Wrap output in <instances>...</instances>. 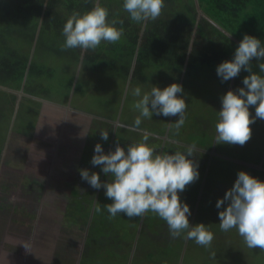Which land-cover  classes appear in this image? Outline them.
<instances>
[{
    "label": "rangeland",
    "instance_id": "obj_1",
    "mask_svg": "<svg viewBox=\"0 0 264 264\" xmlns=\"http://www.w3.org/2000/svg\"><path fill=\"white\" fill-rule=\"evenodd\" d=\"M222 40L225 47L234 57L235 49L239 45L236 36H223ZM10 42L13 41L8 36H0V51H3ZM13 43L16 44V42ZM216 68L217 66L200 65L197 72H160L154 76L153 80L151 77L148 83H136L134 87H132L133 84H130V86L123 88V102H121L122 94H119L120 105L122 104L120 111L125 112L123 103L133 107L134 101L138 99L132 95V90L137 86L141 87L143 93L150 91L154 85L163 89L171 83H179L184 91L183 93H178V95H183L184 98L188 97V99L191 98L190 95H195L194 97L198 98L196 99L198 105L193 110L191 108L187 110L190 113L189 124L193 123V127L196 130L195 135L190 129L189 135L199 141L209 140V136L211 137V142H208L205 146L201 145L198 147L196 155L192 157L198 164V180L186 186V189L179 193L181 201L187 203L190 207L191 215L188 217L190 224L204 223L213 232L214 240L211 247L205 248L198 245L194 240L186 239V233L181 234L180 237L172 238L167 223L156 214L148 212L145 215V223L150 227L151 231L144 232L142 240L139 241L137 258L149 259V264H152V261L156 262V264H164L165 262H167L166 264H264V250L259 248L249 249L236 229L224 232L219 227L218 213L221 209L216 207V202L224 196L226 190L232 187L238 172L244 170L250 175L264 180V172L261 171L264 170V140H262L264 139V128L260 129L259 134H257V131H252L250 140L243 146L226 143L213 146L216 144L214 143L216 136L215 125L218 121V111L222 107L221 97L226 93V89L221 84V79L217 76ZM252 71L259 72L258 62L255 59L252 61ZM147 74L149 76L148 71ZM245 74L249 75L247 71ZM260 74L264 75V73ZM185 89H190V95ZM202 93L204 96L199 97ZM17 96L19 99V95ZM134 115L138 116L139 112L133 107L124 122H120L119 127L110 125L107 127L108 137L110 136L109 144L114 143L115 147L117 143L121 145L119 139L124 137L128 144L121 146L126 148L129 144L137 143L136 140L141 136L142 132L144 135L151 132L153 126H161L163 129L166 126L164 123L158 121L148 122L147 118H142V123L135 127L134 121L136 118ZM77 127L75 125V130ZM151 127L152 130L150 131ZM251 129L254 130L255 128L252 127ZM174 132L180 138L189 139L184 133L180 132V129L178 132L177 130H174ZM115 134L117 135L116 143L113 142ZM168 134L166 137H168ZM142 137L139 141H141ZM148 142L157 152L172 153L169 150L170 145H168L166 151L164 145L161 148H156L154 146V138L151 136H149ZM183 142L189 144V141ZM12 147L13 144L9 150H12ZM175 151L184 152L186 148L179 146ZM207 152L211 155H206ZM251 152L254 153V156L249 157ZM11 153L13 154L14 151H11ZM73 153L72 155L59 156L60 160L70 161L73 159V163L56 166V171L53 173L45 198L46 205L56 207V210L44 209L40 222L37 223L38 226L36 225V227L39 230L47 229L46 233L51 241L45 242L56 245L63 255H67L71 250L68 249V246L75 244V229H79V226L88 220L91 228L89 231L86 230V233L92 240L96 229L102 227V220H104L107 222V229H127L132 232L131 239L125 236L120 240L122 248L129 249L130 246L134 245L135 234L138 233L141 218L135 217L136 220L130 221L131 219L123 214L109 218L105 204L112 201L106 197L104 188L94 189L87 181L81 179L80 171L77 170L79 168L77 163L82 159L83 163H85L83 169L97 173L101 171L100 179L102 182L109 180L110 177L106 176L98 166H94L91 163L94 154L87 155L83 151L82 155H80L81 151H74ZM77 153L79 158L75 159ZM15 157L18 159L19 166H22V157L31 161L30 163L34 165L33 160L36 155L33 153L23 154L20 150ZM236 160H239V162ZM5 168L7 169L8 167L5 166ZM19 170L22 171V168H19ZM255 170L260 171L257 172ZM14 178L15 182L10 188L11 195H9L7 189L4 190L5 194H0V260L4 258L3 255L1 257L2 252L6 251L10 256L9 259H12L11 256L13 255L25 256V259L38 260L37 264H41V260L50 259L48 258L51 252V250H48L50 245H47L46 250H41L42 253L39 252L38 248L32 247L34 233L31 232L32 228L30 230L28 228L31 220H35L36 224L38 219V213L37 215L35 214V206L32 204L31 198L34 192L38 193L40 186L32 182V170L30 168H26L22 173L15 175ZM82 184L84 186L79 187ZM85 185H87L88 189L85 188ZM92 195H95V200ZM65 196H70V199L67 200ZM92 199L93 202L91 201ZM97 206L101 208V211H95ZM36 212L39 211L37 210ZM18 222L19 224L17 225L16 223ZM35 233L36 244H38V241L41 244L47 238L40 235L42 233L40 231ZM27 240L30 241V244L26 243ZM118 241V239L111 240L110 238L104 243V246H98L96 252L89 257L94 259L89 264H107V261L116 254V251L112 250L120 248L118 247L119 243L117 245ZM22 242L26 243L31 251H27ZM45 242L43 247H45ZM91 245L92 243L89 246ZM182 248L184 250L181 255ZM187 248L190 252H186ZM52 254L54 255L55 253ZM81 257L82 255H77L76 259H81ZM52 259H54L53 264H59L56 256ZM84 264L88 263L85 262Z\"/></svg>",
    "mask_w": 264,
    "mask_h": 264
},
{
    "label": "clouds",
    "instance_id": "obj_2",
    "mask_svg": "<svg viewBox=\"0 0 264 264\" xmlns=\"http://www.w3.org/2000/svg\"><path fill=\"white\" fill-rule=\"evenodd\" d=\"M164 6V0H123V9L137 23L156 20ZM108 17L109 9L100 0H94L93 7L83 13L73 10L62 29L65 37L62 49L87 51L95 50L102 41L118 42L123 28L116 25H122L123 21H109ZM262 58L264 43L253 35L245 34L235 49L233 59L218 64L216 73L222 82L237 77L241 70L249 75L243 79L244 87L235 91L229 89L221 97L214 143L243 146L251 138L250 125L257 118L264 120V75L260 74L264 73ZM253 59L258 62L259 72L252 71ZM183 91L182 85L175 82L163 89L154 85L143 93L141 87L134 88L132 95L138 99L133 107L139 112L134 126L138 127L142 118L151 119L153 114L171 116L178 117L172 125L178 132L186 119L187 102L183 95H178ZM249 106H255L254 117ZM101 139H108V131L101 130ZM148 140L149 134L145 133L140 142L126 148L117 143L115 150L108 153L97 143L91 163L100 166L110 179L102 182L97 172L80 169L81 179L94 189H105L106 197L112 201L105 204L109 218L118 214L142 218L152 212L167 223L172 238L186 233V239L210 248L213 232L204 223L190 224V207L179 196L186 186L199 178L198 164L192 159L197 150L194 146H187L184 152H157L147 143ZM108 148L112 149V145L108 144ZM216 207L221 209L218 213L221 231L236 229L249 249L264 250V180L240 170L232 187L217 200ZM95 211L99 212L101 208L97 206ZM23 245L31 251L26 243Z\"/></svg>",
    "mask_w": 264,
    "mask_h": 264
},
{
    "label": "crops",
    "instance_id": "obj_3",
    "mask_svg": "<svg viewBox=\"0 0 264 264\" xmlns=\"http://www.w3.org/2000/svg\"><path fill=\"white\" fill-rule=\"evenodd\" d=\"M9 38L13 42H16V44L10 42L7 47L11 46L16 50L19 57L26 62L27 70L21 88L19 90L11 89V93L16 95V102L11 103L6 99H0V193L5 194L4 190L7 189L9 195H11L10 188L15 182L14 174L22 173L26 168L32 170L31 180L39 184L40 190L38 193L34 192L31 198L32 204L35 206V214L37 215L38 213L36 224L35 222L30 223L32 232L34 233L31 245L34 248H38L40 253L46 250L47 245H50L48 250H51L48 255L50 259L41 260V264H53L54 259L52 258L54 256L57 257L59 264H84L85 262L89 264L91 260H94L89 257L96 252L97 247L104 246V243L110 238L111 240L118 239L117 245L119 243L118 247L120 248L112 250L116 251V254L107 261V264H134V256L145 226V215L147 213L141 218L138 233L135 234L134 245L130 246L129 249H123L120 240L125 236L131 239L132 232L127 229H107V222L104 220H102L104 225L102 224V227L96 229L94 239L91 240L85 232L80 244L76 243V245L68 246V249L71 250L69 251L70 254L68 253L67 255H63L56 245L45 242L51 241L49 235L46 233L47 229L39 230L36 227L37 223L40 222L44 209L56 210V207L46 205L45 201L47 189L53 173L56 171V166L73 163V159L70 161L60 160V155H72L74 151H81L80 155L83 153L92 155L97 143L102 145L105 153L115 150L114 143L109 144L110 136L106 141L101 139V130L107 131L109 125L119 127L120 122H124V119L129 116L133 107L123 103L125 112L120 111L122 104L120 105L119 94H122L121 102H123V88L130 86V83L123 84L116 81L95 66L84 62L83 59H74L62 54L39 49L36 42L29 43L12 37ZM185 71L190 72L188 70H181L179 72ZM243 71L246 72L245 70ZM27 83L35 85L33 92L27 93L24 91ZM134 86L133 84L132 87ZM185 91L190 95V89H185ZM17 95H19V99ZM190 96V99L188 97L185 98L187 102L186 119L184 125L180 128V132L184 133L189 139L180 138L174 132L176 129L172 125L175 124V120L178 117H164L163 115L153 114V117L148 119V122L158 121L166 125L164 129L161 126H153V130L152 127L150 128V131H152L148 134L154 138V146L156 148H161L164 145L166 151L168 145H170L169 150L175 152L177 150L176 147L179 146L185 148L187 146H194L197 149L202 144L211 142L210 136V141L204 139V141L199 142L198 139H194V137L189 135L190 129L195 135L196 130L193 127V123L189 124L190 113L187 110L190 108L193 110L198 105L196 102L198 98H195V95ZM203 96L202 93L199 97ZM252 113L250 111L251 115ZM134 117L136 118L137 115H134ZM75 125L78 126L76 130ZM250 127L252 128V126ZM252 131H257V134H259L260 128H255ZM167 134L168 137H166ZM142 136L143 132L136 140L137 143L140 142L139 139ZM116 137L117 135L115 134L113 138V142L115 143ZM125 139L124 137L119 139V142L123 146L124 144H128ZM183 141H189V144H185ZM147 143L149 144L148 141ZM12 144V150H9ZM108 144L112 145V149L108 148ZM20 150L23 154L33 153L36 155V158L33 160L34 165L30 163L31 161L22 157V165L25 166L22 171L19 170L22 166H19L18 159L15 157L16 153ZM11 151H14V153L12 154ZM76 155L75 159H78V153ZM206 155L210 156L211 154L207 152ZM252 156H254L253 152L249 154V157ZM225 158L229 159L228 157ZM236 161L239 162V160ZM77 164L79 166L78 171L85 167L82 159ZM5 166L8 168L6 169ZM98 167L101 169L100 166ZM256 171L259 172L260 170ZM261 171L264 172V170ZM100 172L98 171L99 176ZM83 186L84 184L79 187ZM37 210L39 212H36ZM130 219L132 221L135 218ZM33 227L35 228L33 229ZM90 228L91 226L88 224L86 229L89 231ZM37 231L42 232L40 235L47 237L41 244H39V241L38 244L35 243L36 238L34 236ZM44 242L45 247H43ZM28 243L30 244L29 240ZM91 243L92 245L89 246ZM52 253L55 254L53 255ZM2 255L4 258H1L0 264H37L38 261L25 259V256L14 255L11 256L12 259H9L10 256L6 251L2 252L1 257ZM77 255H82L81 259H76ZM139 264H148V261L144 259Z\"/></svg>",
    "mask_w": 264,
    "mask_h": 264
},
{
    "label": "trees",
    "instance_id": "obj_4",
    "mask_svg": "<svg viewBox=\"0 0 264 264\" xmlns=\"http://www.w3.org/2000/svg\"><path fill=\"white\" fill-rule=\"evenodd\" d=\"M100 3L109 9V21H123L122 25H116L123 28V35L116 43L102 41L95 50H63L61 47L65 39L62 29L72 11L83 13L93 7L94 0H0V34L36 42L39 49L52 53L83 59L116 81L123 84L129 81L134 85L150 82L151 77L153 80L159 72H197L200 65L214 67L224 60L233 59L225 47L223 36H236L240 43L243 36L249 34L264 43V0H164L165 6L157 19L141 23L130 19L123 9V0H100ZM26 70V62L13 47L0 52V99L16 102L11 89L21 88ZM245 76L241 70L237 77L220 81L226 91L233 83L232 90L235 91L244 87ZM34 89L35 85L27 83L24 91L31 93ZM250 111L254 117L255 106H249ZM250 126L263 129L264 120L257 118ZM24 168L22 165V170ZM85 188L88 189L87 186ZM65 197L70 199V196ZM33 222L31 220V224ZM88 222L75 229L74 245L82 242ZM147 231L151 230L145 223L139 241ZM186 252H190L188 248ZM138 253L137 245L134 264L144 260L137 258ZM146 260L149 264L150 260ZM152 264L156 262L152 261Z\"/></svg>",
    "mask_w": 264,
    "mask_h": 264
},
{
    "label": "water",
    "instance_id": "obj_5",
    "mask_svg": "<svg viewBox=\"0 0 264 264\" xmlns=\"http://www.w3.org/2000/svg\"><path fill=\"white\" fill-rule=\"evenodd\" d=\"M200 14L202 15L203 13L200 11ZM232 88H233V83H232V85H231V90H232Z\"/></svg>",
    "mask_w": 264,
    "mask_h": 264
}]
</instances>
